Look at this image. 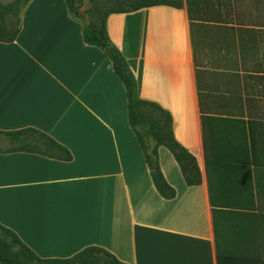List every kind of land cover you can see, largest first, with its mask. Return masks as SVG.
Wrapping results in <instances>:
<instances>
[{
	"label": "crops",
	"instance_id": "1",
	"mask_svg": "<svg viewBox=\"0 0 264 264\" xmlns=\"http://www.w3.org/2000/svg\"><path fill=\"white\" fill-rule=\"evenodd\" d=\"M108 14L136 96L168 113L161 197L110 62L63 0H27L0 42V131L38 130L70 154L0 153V225L37 257L100 247L125 264H264V0H178Z\"/></svg>",
	"mask_w": 264,
	"mask_h": 264
},
{
	"label": "trees",
	"instance_id": "2",
	"mask_svg": "<svg viewBox=\"0 0 264 264\" xmlns=\"http://www.w3.org/2000/svg\"><path fill=\"white\" fill-rule=\"evenodd\" d=\"M68 14L81 25V39L86 45L98 48L110 62L113 73L121 82L126 99V120L132 131L144 162L148 168L152 185L163 198L173 196V190L166 185L158 168L157 149L164 147L176 162L186 185H193L191 171L196 170L194 159L173 139L170 117L158 105L140 100L136 96L135 80L119 51L110 43L105 31L108 14L127 13L140 8L169 5L179 6L178 0H109L102 9L91 0L85 9L83 21L74 17L78 8L76 0H63ZM15 2L0 5V42L10 43L20 28V13H16ZM0 153L24 152L69 161V152L44 133L33 128L0 131ZM0 264H125L108 251L86 246L67 258L42 259L29 250L9 229L0 225Z\"/></svg>",
	"mask_w": 264,
	"mask_h": 264
},
{
	"label": "rangeland",
	"instance_id": "3",
	"mask_svg": "<svg viewBox=\"0 0 264 264\" xmlns=\"http://www.w3.org/2000/svg\"><path fill=\"white\" fill-rule=\"evenodd\" d=\"M27 0H0V5H6L8 3L15 2L16 4V13L23 7ZM91 0H76L75 2L78 4L77 10L74 12V17L83 21L85 19L84 10L90 7ZM102 9H106L108 7L109 0H95ZM5 143L0 144V147H4Z\"/></svg>",
	"mask_w": 264,
	"mask_h": 264
}]
</instances>
